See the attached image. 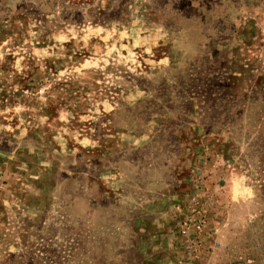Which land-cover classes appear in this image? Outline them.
<instances>
[{"label": "rangeland", "instance_id": "obj_1", "mask_svg": "<svg viewBox=\"0 0 264 264\" xmlns=\"http://www.w3.org/2000/svg\"><path fill=\"white\" fill-rule=\"evenodd\" d=\"M0 264H264V0H0Z\"/></svg>", "mask_w": 264, "mask_h": 264}]
</instances>
